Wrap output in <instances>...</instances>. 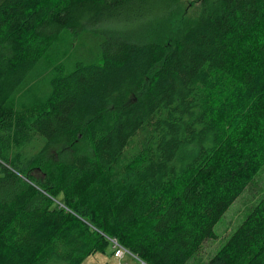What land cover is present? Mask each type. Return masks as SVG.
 I'll use <instances>...</instances> for the list:
<instances>
[{"label": "trees", "instance_id": "trees-1", "mask_svg": "<svg viewBox=\"0 0 264 264\" xmlns=\"http://www.w3.org/2000/svg\"><path fill=\"white\" fill-rule=\"evenodd\" d=\"M198 1L176 35L174 0H0V264L216 238L264 165V0ZM205 264H264V195Z\"/></svg>", "mask_w": 264, "mask_h": 264}, {"label": "rangeland", "instance_id": "rangeland-1", "mask_svg": "<svg viewBox=\"0 0 264 264\" xmlns=\"http://www.w3.org/2000/svg\"><path fill=\"white\" fill-rule=\"evenodd\" d=\"M199 8L198 0H174V5L166 21L172 32L176 35L183 30L196 15ZM167 41V40H166ZM64 153V150H63ZM68 154V153H67ZM66 155V154H64ZM54 159H57L54 157ZM37 180L42 176L38 172H33ZM26 181V179H24ZM264 195V165L254 176L251 184L242 195L228 208L222 218L214 226L216 238L206 241L200 251L191 257L187 264H205L227 241L231 233L243 222L247 214L253 209ZM140 264L131 254H126L120 262L113 257L111 246L106 253L94 254L88 257L82 264Z\"/></svg>", "mask_w": 264, "mask_h": 264}, {"label": "built area", "instance_id": "built-area-1", "mask_svg": "<svg viewBox=\"0 0 264 264\" xmlns=\"http://www.w3.org/2000/svg\"><path fill=\"white\" fill-rule=\"evenodd\" d=\"M109 242H110V246L113 250V257L116 259L117 262H120L122 260L123 256L130 253L128 250H126L124 247H122L116 239H109ZM131 256H133V255L131 254ZM133 257L138 262H140V264H144L143 262L139 261L135 256H133ZM118 264H120V263H118Z\"/></svg>", "mask_w": 264, "mask_h": 264}]
</instances>
